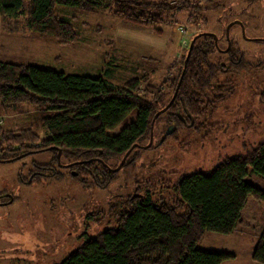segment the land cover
<instances>
[{
    "label": "trees",
    "instance_id": "trees-1",
    "mask_svg": "<svg viewBox=\"0 0 264 264\" xmlns=\"http://www.w3.org/2000/svg\"><path fill=\"white\" fill-rule=\"evenodd\" d=\"M256 1L247 0V3ZM206 2L0 0V18L5 25L21 23L24 30L69 45L79 40V34L71 21L56 14L58 5L84 13L108 11L127 24L161 34L160 26L167 21L165 16L175 9H193L189 21L198 25L200 21L206 22L205 14L221 7L220 2ZM201 33L206 31L194 34L190 42ZM231 42L225 56L217 58L220 42L216 46L212 36H198L186 67L189 45L179 66L174 65L175 76L167 91L151 84L150 76L114 85L102 76L72 75L35 64L0 62V109L7 111L29 105L47 112L41 119L47 134L43 139L31 128L12 132L0 126V162L18 161L24 155L48 154L47 163H37L28 177L20 174L18 181L32 186L43 177L53 180L70 177L84 190L108 189L119 179L120 171L135 165L146 150L170 140L181 139L179 146L190 141H207L219 125H209L208 117H213L233 97L238 77L254 69L232 38ZM182 76L174 103L155 120L154 131L162 126L160 143L154 142L144 149L142 146L150 141L156 114L169 104ZM261 100L264 101V93ZM133 110L138 111L136 120L118 134L110 135ZM169 127L173 130L166 135ZM184 133L188 135L183 139ZM129 151L120 171L109 169L117 168ZM250 173L264 179V141L245 154L223 158L206 172H160L150 180L137 183L132 194L114 197L107 210L91 215L96 223L110 219L115 226L97 236H87L60 264H223L233 260L236 258L233 253L207 250L199 245L207 233L234 235L243 225L250 198L264 205V189L246 180ZM252 251V260L264 264V227Z\"/></svg>",
    "mask_w": 264,
    "mask_h": 264
},
{
    "label": "rangeland",
    "instance_id": "rangeland-1",
    "mask_svg": "<svg viewBox=\"0 0 264 264\" xmlns=\"http://www.w3.org/2000/svg\"><path fill=\"white\" fill-rule=\"evenodd\" d=\"M201 1L205 4L207 0ZM213 1L220 2L221 7L205 14L208 21L195 24L189 21L193 9H175L165 16L167 21L160 26L161 34L127 24L108 11L84 13L58 5L56 14L71 21L79 34V40L69 45L24 30L21 23L5 25L0 18V62L35 64L72 75L102 76L114 85L150 76L151 84L167 91L175 76L173 67L179 66L191 37L201 30L214 33L224 50L226 27L235 21L245 23V36L241 26L234 24L230 38L254 68L238 77L233 97L222 104L213 117H208V124H219V129L215 128L207 141L195 139L198 143L190 141L179 146L181 139L170 140L146 150L135 165L120 171L119 179L108 189L84 190L70 177L61 180L43 177L32 186L18 181V172L28 177L31 161L47 163L48 154L30 156L25 159L26 166L20 161L0 163V193H8L2 199H16L11 205L0 206V264H60L87 236H97L115 226L110 219L96 223L91 215L107 210L114 197L132 194L137 183L150 180L160 172H206L223 158L245 154L264 141V101L261 100L264 93V0L250 5L247 0ZM243 11L246 13L240 15ZM182 30L186 34H182ZM249 39H259L262 43ZM224 56L221 52L215 57ZM170 95L171 92L168 97ZM0 114L5 117V131L31 128L42 139L47 137L41 121L47 115L44 110L24 105L7 111L0 109ZM137 114L138 111L133 110L110 135L118 134L135 121ZM161 132L162 126L154 131L153 143H160ZM187 135L181 136L184 139ZM246 180L264 189V179L259 175L250 173ZM243 224L244 227L231 236L207 233L199 247L237 255L223 264H259L246 259L244 252L253 250L258 233L264 227V205L250 198Z\"/></svg>",
    "mask_w": 264,
    "mask_h": 264
},
{
    "label": "water",
    "instance_id": "water-1",
    "mask_svg": "<svg viewBox=\"0 0 264 264\" xmlns=\"http://www.w3.org/2000/svg\"><path fill=\"white\" fill-rule=\"evenodd\" d=\"M234 24H239V25L241 26V28H242V30H243V35H244V25H243V23H241L240 21H235V22L229 24V25L226 27V37H227V40L229 41V47H230V45H231V44H230V43H231V40H230V29H231V27H232ZM200 35H210V36H212V37L214 38V42H215L216 46H218V37H217L216 34L206 32V33H201ZM200 35H198V36H200ZM198 36H196V37L190 42V44H189V49H188V53H187V57H186L185 67H186V63L188 62L189 57H190V55H191V53H192V50H193V48H194V45H195V42H196V39L198 38ZM244 36H245V35H244ZM252 40L254 41V40H259V39H252ZM183 75H184V72H183ZM182 80H183V76L180 78V80H179V82H178V85H177V88H176V90H175V93H174V95H173L171 101L169 102V104H168L165 108H163L162 110H160V111L156 114V116H155V118H154V120H153V122H152V124H151L150 141H149V143H148L146 146H142L144 149H149V148L152 146L153 141H154V124H155V120H156L159 116H161L162 114L166 113V112L168 111V109L172 106V104L174 103V101H175V99H176V97H177V95H178L179 89H180L181 84H182ZM172 130H173V128H172V127H169V129L167 130L166 135L171 134ZM129 155H130V151H129V152L123 157L122 161L120 162V164L118 165L117 168L112 169L111 167H109V169L112 170L113 172H118V171H120V170L123 168L124 164L126 163V160H127V158H128ZM60 157H61V152H59V154H58V160H59V161H60ZM12 161H13V160H10L9 162H12ZM65 167H70V165H66Z\"/></svg>",
    "mask_w": 264,
    "mask_h": 264
},
{
    "label": "flooded vegetation",
    "instance_id": "flooded-vegetation-1",
    "mask_svg": "<svg viewBox=\"0 0 264 264\" xmlns=\"http://www.w3.org/2000/svg\"><path fill=\"white\" fill-rule=\"evenodd\" d=\"M226 34V33H225ZM226 36V35H225ZM230 40H231V38H230ZM249 40H251V41H253L252 39H249ZM219 41V40H218ZM226 41H227V48H225L224 50H222L221 48H220V53L221 52H224V53H227L228 51H229V49L231 48V46H232V42L230 43L231 45H230V47H229V41L227 40V37H226ZM253 42H255V41H253ZM30 156H34V155H27V156H25V157H23L22 159H20V160H18V161H20L21 163H22V165L23 166H26V164H24L26 161H25V159H27V158H29ZM13 162V161H12ZM15 162H17V161H15ZM0 163H4V164H7V163H10L8 160H3V161H1ZM37 164V162H35V161H31V164H30V167H29V170L28 171H33L34 169L32 168V167H34L35 165ZM39 164V163H38ZM20 174H22V171H20V172H18V174H17V179H18V177H19V175ZM23 176V175H22ZM33 176H31L30 177V179H29V183H31L32 181V178ZM5 195L7 196L8 195V193L6 192V191H3V192H1L0 193V206H8V205H11V204H13V203H11L10 202V200H11V198H9L8 200H4V199H2L3 197H5Z\"/></svg>",
    "mask_w": 264,
    "mask_h": 264
},
{
    "label": "crops",
    "instance_id": "crops-1",
    "mask_svg": "<svg viewBox=\"0 0 264 264\" xmlns=\"http://www.w3.org/2000/svg\"><path fill=\"white\" fill-rule=\"evenodd\" d=\"M244 225H245V224L239 226L240 230H241L242 227H244ZM239 228H238V229H239ZM258 237H259V233H258ZM252 253H253V251H246V252H244V254H245V255H244L245 258H246V259H249V258L252 259ZM236 256H237V255H236Z\"/></svg>",
    "mask_w": 264,
    "mask_h": 264
},
{
    "label": "built area",
    "instance_id": "built-area-1",
    "mask_svg": "<svg viewBox=\"0 0 264 264\" xmlns=\"http://www.w3.org/2000/svg\"><path fill=\"white\" fill-rule=\"evenodd\" d=\"M182 34H186V31L185 30H182ZM188 45H189V43L186 45V48L188 47ZM4 123H5V117L0 114V126H3Z\"/></svg>",
    "mask_w": 264,
    "mask_h": 264
}]
</instances>
